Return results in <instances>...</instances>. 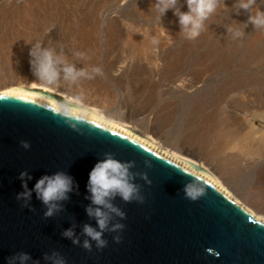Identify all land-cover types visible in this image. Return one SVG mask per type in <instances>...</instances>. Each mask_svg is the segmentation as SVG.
I'll list each match as a JSON object with an SVG mask.
<instances>
[{
	"label": "rangeland",
	"instance_id": "374dc122",
	"mask_svg": "<svg viewBox=\"0 0 264 264\" xmlns=\"http://www.w3.org/2000/svg\"><path fill=\"white\" fill-rule=\"evenodd\" d=\"M154 3L0 0V85L15 80L39 81L29 53L34 44L42 43L63 52L68 63L87 70L92 78L90 67L101 69L97 77L110 84L116 101L111 109L105 106L108 112L154 132L175 151L194 149L184 146L183 140L194 133L191 122L198 113L197 122L213 121V145L224 128L230 130L233 140L249 132V123H253L260 133L253 140L262 143L263 156L239 152L241 170L226 161L227 153L221 158L202 153L198 158L241 204L264 217V181L257 177L264 168V28L243 25L248 13L241 9L237 15L236 0H221L200 37L189 40L181 33L174 10L160 22L152 9ZM257 3L264 10L259 0ZM178 6L188 11L186 0H179ZM229 28H238L243 35L233 39ZM129 36L150 43L151 49L144 51L126 43ZM76 82L64 80L61 72L55 84L72 94ZM143 89L142 96L137 90ZM152 93L157 100L146 102ZM201 105L207 111L200 110ZM147 110V114H140ZM157 120L164 122L163 128ZM249 164L256 168L244 172Z\"/></svg>",
	"mask_w": 264,
	"mask_h": 264
},
{
	"label": "water",
	"instance_id": "95a60500",
	"mask_svg": "<svg viewBox=\"0 0 264 264\" xmlns=\"http://www.w3.org/2000/svg\"><path fill=\"white\" fill-rule=\"evenodd\" d=\"M23 141L31 148L24 149ZM109 154L134 164L133 182L144 202L126 203L116 196L111 203L126 218L111 214V223L124 229L105 232L107 247L98 249L92 242L88 251L82 246L84 226L99 230L87 212L96 207L89 175ZM24 171L32 177L28 207L16 199L25 191L19 179ZM58 172L74 178L73 191L61 211L45 218L47 207L34 187ZM189 184L205 187L198 201L186 197ZM68 229L75 230L80 246L63 237ZM21 252L32 256L29 264H47L44 256L53 252L67 264H264V223L177 160L128 135L65 116L58 108L0 96V264Z\"/></svg>",
	"mask_w": 264,
	"mask_h": 264
},
{
	"label": "clouds",
	"instance_id": "9594fccd",
	"mask_svg": "<svg viewBox=\"0 0 264 264\" xmlns=\"http://www.w3.org/2000/svg\"><path fill=\"white\" fill-rule=\"evenodd\" d=\"M186 4L188 11L184 12L178 6L179 0H155L152 9L155 10L156 19L160 22L169 10H174V14L179 18L181 33L187 39L195 40L200 37L206 21L218 11L221 0H186ZM257 4V0H236L234 8L237 15L240 14L241 9L248 13V20L243 25L249 26L251 24L254 28L261 29L264 28V10L257 7ZM259 4L264 5V0H259ZM227 31L231 32L233 39H238L243 35V32L238 28H229ZM29 55L34 74L39 78V81L48 85H53L59 81L61 72L64 80L72 82L78 81L81 77L91 78V74L87 70H78L74 65L68 63L63 52L57 53L53 47H43L42 43H36L31 48ZM76 55L83 54L76 53ZM100 71L99 68L92 70L93 73L97 74ZM63 114L68 116V110L65 109ZM72 126L75 127V125ZM22 147L30 149L31 144L23 141ZM133 167V163L121 162L109 154L105 159L98 162L90 172L88 190L91 193L92 204L96 207H89L87 212L89 216L95 217L99 230L90 225L84 226L83 235L87 239L83 240L82 246L88 251L92 250V242H95L98 249L107 247L108 241L104 239L105 232L117 233L124 229L125 226L122 223H111V214H115L121 220L126 218V214L111 203L116 196H119L126 203L144 202L140 188L133 182L135 179L131 172ZM143 178L147 180L146 175ZM19 179L23 182L22 186L25 191L18 193L16 199L23 201L24 207H28L32 190L28 189L27 180L32 179V177L27 171H24L20 173ZM73 185L74 178L64 172H58L52 176H43L36 182L34 191L37 198L47 207V211L44 213L45 218H51L62 210L61 202L69 198L68 194L73 191ZM184 193L188 199L198 201L204 196L205 187L189 184L185 186ZM63 237L71 240L74 245H81V239L76 235L74 229L64 231ZM114 239L119 243L121 237L117 235ZM44 260L47 264H67L66 258L59 252H53L51 255L45 254ZM30 261H32V256L21 252L9 257L7 264H29ZM33 264H40V262L34 261Z\"/></svg>",
	"mask_w": 264,
	"mask_h": 264
},
{
	"label": "bare ground",
	"instance_id": "6f19581e",
	"mask_svg": "<svg viewBox=\"0 0 264 264\" xmlns=\"http://www.w3.org/2000/svg\"><path fill=\"white\" fill-rule=\"evenodd\" d=\"M2 17L3 15L0 14V20H2ZM125 42L132 46H137L140 50L148 51L151 49L150 43L144 44L132 36H129ZM173 65L175 68L177 67V65ZM93 66L94 65L90 67L91 71L95 68H93ZM93 75V78H80L75 83V88L73 90L75 92L72 94H69L64 88L58 86V84H53L55 86H51L38 80H32L30 82L27 80H15L0 85V96L31 100L42 105L58 108L61 113L67 109L69 116L89 121L96 125L128 135L138 142L177 160L221 190L235 203L243 207L257 221L264 223V217H259L245 205L241 204V202L228 192L222 182L214 176V173L213 175L205 165L199 163L200 161L198 158L202 153L205 157L214 158H218L224 153H227L228 159L226 161L234 163L241 170L240 161L237 159V157L240 158L239 152H243V154L247 156H263V151L260 145L262 143H257L253 140L254 136L260 134L253 123H249L251 129L249 132L242 134L239 138L233 140L231 139L230 130L224 128L216 138L217 143L213 145L211 136H213L212 133L216 129L213 126V121L211 120L210 124H202L203 121L197 122L195 117L200 115V113H198L195 115L193 123L191 122V126L194 125V127H192L194 133L192 135L190 134L191 136L183 140L184 146H191L194 149L185 152H178L164 145L154 132L143 130L125 118L110 114L105 106L109 107L108 109L115 106L116 101L114 98V92L106 80L102 82L100 79L101 81H99L97 73H93ZM137 92L142 96L145 93L144 89L137 90ZM156 100L157 98L154 97V93H152L146 102L153 103ZM199 108L203 112L207 111L205 105H201ZM147 112L148 110L140 114H147ZM161 114H163L162 110ZM169 114L170 113H168V115ZM164 116L165 115L163 114L162 118ZM155 122L159 127L163 128V121L157 120ZM211 147L215 148L211 149ZM248 168L249 170L244 168L243 171L249 173L250 171H254L256 167L249 164ZM257 177L260 181H264V168L257 173Z\"/></svg>",
	"mask_w": 264,
	"mask_h": 264
}]
</instances>
